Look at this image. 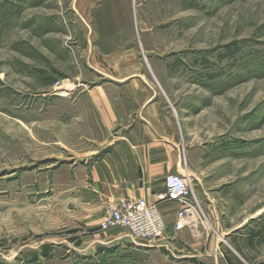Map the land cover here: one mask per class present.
I'll return each mask as SVG.
<instances>
[{
    "label": "rangeland",
    "instance_id": "1",
    "mask_svg": "<svg viewBox=\"0 0 264 264\" xmlns=\"http://www.w3.org/2000/svg\"><path fill=\"white\" fill-rule=\"evenodd\" d=\"M137 2L148 32L137 39L144 70L183 142L207 147L199 181L221 221L208 223L197 207L198 259L149 252L126 264H264V0ZM63 6L68 0H0V264H110L83 251L91 229L69 213L76 202L51 194L46 174L91 145H81L75 86L96 77L63 32ZM67 87L74 91L61 96Z\"/></svg>",
    "mask_w": 264,
    "mask_h": 264
},
{
    "label": "crops",
    "instance_id": "2",
    "mask_svg": "<svg viewBox=\"0 0 264 264\" xmlns=\"http://www.w3.org/2000/svg\"><path fill=\"white\" fill-rule=\"evenodd\" d=\"M137 5V0H68L67 7H58L63 32L77 43L80 65L90 67L96 79L91 82L82 75L75 86L79 98L77 128L84 138L81 145H86L85 138L91 145L80 149L79 156L46 169L53 181L49 188L51 194L60 190L63 200L77 203L69 213H75L78 223L91 229L83 238L84 252H97L110 264H126L149 252L164 261L165 252L186 260L198 259L203 256V240L199 236L202 232L196 229L202 225L196 214L188 217L189 224L175 240L167 236L152 244H134L126 235L121 238L98 228L110 207L139 199L156 202L169 175L193 178L196 206L209 211L208 223L219 225L221 221L212 212L218 206L199 181L201 167L209 161L207 147L189 148L183 142L181 125L164 109L153 80L144 70L137 39L143 44L148 32L141 20L144 12L137 10ZM154 59L158 64L159 59ZM73 88L67 87L61 96H70ZM59 177L61 185L55 180ZM160 210L170 234L180 206L166 204Z\"/></svg>",
    "mask_w": 264,
    "mask_h": 264
},
{
    "label": "built area",
    "instance_id": "3",
    "mask_svg": "<svg viewBox=\"0 0 264 264\" xmlns=\"http://www.w3.org/2000/svg\"><path fill=\"white\" fill-rule=\"evenodd\" d=\"M166 204L180 206L170 234L160 210V207ZM196 207L194 187L190 178L169 175L164 179V191L156 196V202L149 204L146 200L139 199L110 207L98 228L101 232L120 229L132 239L147 244L162 241L167 236L175 240L176 234L189 224L188 217L197 213Z\"/></svg>",
    "mask_w": 264,
    "mask_h": 264
},
{
    "label": "bare ground",
    "instance_id": "4",
    "mask_svg": "<svg viewBox=\"0 0 264 264\" xmlns=\"http://www.w3.org/2000/svg\"><path fill=\"white\" fill-rule=\"evenodd\" d=\"M71 86V85H70Z\"/></svg>",
    "mask_w": 264,
    "mask_h": 264
}]
</instances>
